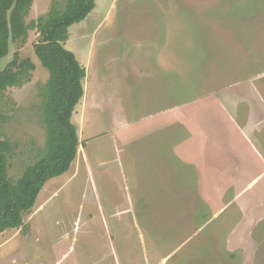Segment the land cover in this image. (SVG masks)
<instances>
[{
    "label": "rangeland",
    "instance_id": "1",
    "mask_svg": "<svg viewBox=\"0 0 264 264\" xmlns=\"http://www.w3.org/2000/svg\"><path fill=\"white\" fill-rule=\"evenodd\" d=\"M64 3L32 0L25 21ZM37 38L30 29L0 60V70L15 52L34 64L28 81L0 92L12 178L36 161L46 140L40 107L49 73L34 53ZM64 46L86 71L71 117L77 154L66 172L44 183L22 225L0 233V264H264V205L252 233L236 235L244 215L233 192L216 210L193 204L199 191L189 164L159 149L131 164L124 150L126 122L150 109L181 106L175 134L186 132L182 139L194 131L190 103L201 107L197 124L216 127L214 97L235 118L261 126L264 0H95L68 28ZM260 130L252 143L264 155ZM177 179L185 185L174 203Z\"/></svg>",
    "mask_w": 264,
    "mask_h": 264
},
{
    "label": "trees",
    "instance_id": "2",
    "mask_svg": "<svg viewBox=\"0 0 264 264\" xmlns=\"http://www.w3.org/2000/svg\"><path fill=\"white\" fill-rule=\"evenodd\" d=\"M31 3L32 0H0V60L9 53L11 43H25L30 29L38 32L34 53L49 73L41 88L40 107L46 140L36 161L27 165L19 177L12 178L7 163L10 145L1 138L0 117V233L22 225L24 214L34 206L44 183L69 169L79 144L71 117L84 93L86 71L64 42L68 28L86 18L95 0H65L63 8L53 4L37 19L26 22ZM29 69H34V64L15 52L0 70V92L28 81Z\"/></svg>",
    "mask_w": 264,
    "mask_h": 264
},
{
    "label": "crops",
    "instance_id": "3",
    "mask_svg": "<svg viewBox=\"0 0 264 264\" xmlns=\"http://www.w3.org/2000/svg\"><path fill=\"white\" fill-rule=\"evenodd\" d=\"M214 99L215 112L220 119L216 127H212V123H205L204 126L197 124L199 122L196 115L201 107L190 103L186 116L194 131L190 133L186 128L189 134L182 139L186 132L175 134V129H178L182 122L181 112L176 114V110H181V106L177 104L171 109H150L141 118L139 116V119L126 122L124 150L131 158V164L158 149L162 151H159V155L164 156L165 153V157L171 155L189 164L194 175L190 173L188 177L194 176V189L199 191V197L193 204H207L216 210L219 209L216 205L225 204L228 191L233 192L231 202L238 206L244 216L238 220L239 224L233 227L237 229L236 233L231 231L229 235L235 233L248 236L258 221L256 213L259 214V207L262 209L264 205V198H261V190L264 189V155L252 143L255 133L260 129V132L264 130V114L261 112V126L257 119L247 118L243 121L228 112L226 103L218 102L216 97ZM243 99L248 97L244 96ZM235 102L241 101L238 99ZM164 146L171 149L170 154L165 152ZM174 185L170 187L175 191L170 194L176 203L180 199V189L185 183L183 179H177ZM213 188L220 191L213 194ZM249 207L253 210L250 211Z\"/></svg>",
    "mask_w": 264,
    "mask_h": 264
}]
</instances>
